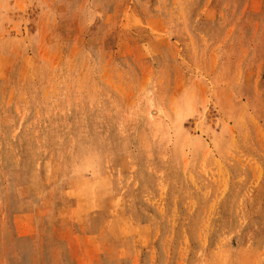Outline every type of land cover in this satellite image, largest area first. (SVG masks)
Segmentation results:
<instances>
[{"label":"rangeland","instance_id":"obj_1","mask_svg":"<svg viewBox=\"0 0 264 264\" xmlns=\"http://www.w3.org/2000/svg\"><path fill=\"white\" fill-rule=\"evenodd\" d=\"M0 264H264V0H0Z\"/></svg>","mask_w":264,"mask_h":264}]
</instances>
